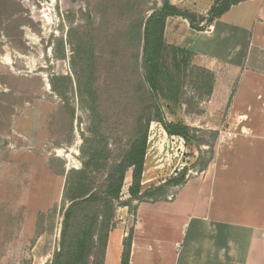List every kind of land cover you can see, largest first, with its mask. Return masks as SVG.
I'll return each instance as SVG.
<instances>
[{
	"label": "rangeland",
	"instance_id": "rangeland-1",
	"mask_svg": "<svg viewBox=\"0 0 264 264\" xmlns=\"http://www.w3.org/2000/svg\"><path fill=\"white\" fill-rule=\"evenodd\" d=\"M131 1L135 13L130 18L146 17L161 5V0ZM120 13L119 0H0V264H51L59 249L69 205L63 196L65 176L81 168V148L86 149L82 135H90L88 103L74 84L75 74L89 61L76 54L86 43L92 45L94 62L84 78L92 80L98 95L104 138L111 149L127 139L136 114L130 95L137 82V50L124 42L119 28L128 18ZM196 72L189 71L191 76ZM54 75L71 78V83L56 81L66 100L51 89ZM192 83L186 82L181 105L163 111L167 121L182 120L200 130L193 131L202 139L200 149L187 145L191 166L199 169L197 158L201 165L211 159L219 134L212 135L201 123L198 101L205 94ZM135 100L139 104L138 94ZM155 154L152 148L153 167ZM156 170L159 184L165 171ZM173 190L147 198H166ZM120 194V201L128 199L125 182Z\"/></svg>",
	"mask_w": 264,
	"mask_h": 264
},
{
	"label": "crops",
	"instance_id": "crops-1",
	"mask_svg": "<svg viewBox=\"0 0 264 264\" xmlns=\"http://www.w3.org/2000/svg\"><path fill=\"white\" fill-rule=\"evenodd\" d=\"M169 1L198 25L215 2ZM163 40L213 73L210 94L198 101L203 126L236 136L217 138L206 165L167 187L174 190L166 198L117 207L103 264H121L125 250L127 264H264V0H239L201 30L167 16ZM149 136L142 189L162 183ZM124 182L127 191L131 172Z\"/></svg>",
	"mask_w": 264,
	"mask_h": 264
},
{
	"label": "trees",
	"instance_id": "trees-1",
	"mask_svg": "<svg viewBox=\"0 0 264 264\" xmlns=\"http://www.w3.org/2000/svg\"><path fill=\"white\" fill-rule=\"evenodd\" d=\"M238 1L215 0L204 24L198 25L194 23L197 20L195 15L173 6L169 0H161V5L152 9L146 17L138 14L134 18H130L134 12L133 2L119 0L122 6L120 15L128 18L119 30L124 34L125 44H135L137 50L133 55L137 82L134 88H131L133 92L130 95L132 99L130 104L137 115L135 114L131 120L126 141L124 143L122 140L116 141L113 149L108 147L107 138H104L105 130L100 127L104 120L99 112V99L92 80L84 78L85 73L92 72L91 66L94 62L92 45L86 43L84 50H77L76 54L83 53L89 60L85 69L82 68L80 73L75 74L74 84L78 95L85 98L88 103L90 123L87 130L90 135H82L86 149L81 148L83 156L81 168L68 170L65 176L63 196L69 201V205L63 213L59 249L51 264H103L104 249L116 204H127L132 209L133 200L155 194L161 195L167 187L183 182L185 170L177 177L168 178L157 186L142 189L140 184L150 122H159L168 134L181 135L188 146L193 144L200 149L202 139L193 133L194 130L195 132L200 130L191 128L182 120L167 121L163 108L171 110L173 106L181 105L185 94L184 86L189 80L193 82L194 88L201 89L205 97L212 89L211 71L193 63L190 51L164 42L165 19L170 15H179L186 18L191 27L201 30ZM128 12L129 16L126 15ZM193 70L197 72L191 76ZM59 79L71 83V78L63 75H54L50 78L51 89L66 100L62 89L56 84ZM137 94L139 104L135 100ZM134 106L137 108L134 109ZM212 135L215 136L216 132L213 131ZM196 164L201 168L206 165V163L201 165L200 157L197 158ZM129 168L131 184L127 191L130 197L126 201H120L125 174ZM63 173L64 170H61V174ZM127 262L128 250H125L121 264Z\"/></svg>",
	"mask_w": 264,
	"mask_h": 264
},
{
	"label": "built area",
	"instance_id": "built-area-1",
	"mask_svg": "<svg viewBox=\"0 0 264 264\" xmlns=\"http://www.w3.org/2000/svg\"><path fill=\"white\" fill-rule=\"evenodd\" d=\"M159 123V122H156ZM151 123L149 127V132H151L152 139L153 136L157 135L159 137V142L151 144V150L154 148L156 154L153 155L155 159L156 169L161 172L165 171V176L162 179V183L168 178L176 177L180 172L186 171L185 177L193 176L198 173V169L191 166L190 155L188 154L186 140L183 136L177 134H168L162 125L159 123ZM155 126L157 127L154 131ZM218 138H232L236 136V133L230 131H219ZM151 136L148 137L150 141Z\"/></svg>",
	"mask_w": 264,
	"mask_h": 264
},
{
	"label": "water",
	"instance_id": "water-1",
	"mask_svg": "<svg viewBox=\"0 0 264 264\" xmlns=\"http://www.w3.org/2000/svg\"><path fill=\"white\" fill-rule=\"evenodd\" d=\"M150 13H151V11L148 12V14H150Z\"/></svg>",
	"mask_w": 264,
	"mask_h": 264
}]
</instances>
